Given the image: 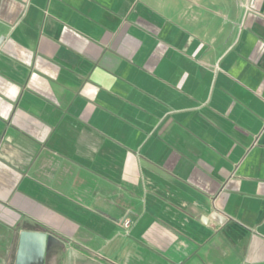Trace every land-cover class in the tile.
<instances>
[{"label": "crops", "instance_id": "1", "mask_svg": "<svg viewBox=\"0 0 264 264\" xmlns=\"http://www.w3.org/2000/svg\"><path fill=\"white\" fill-rule=\"evenodd\" d=\"M24 230L44 264H264V0H0V264Z\"/></svg>", "mask_w": 264, "mask_h": 264}, {"label": "water", "instance_id": "2", "mask_svg": "<svg viewBox=\"0 0 264 264\" xmlns=\"http://www.w3.org/2000/svg\"><path fill=\"white\" fill-rule=\"evenodd\" d=\"M51 241V237L46 232L22 231L15 264H44Z\"/></svg>", "mask_w": 264, "mask_h": 264}, {"label": "built area", "instance_id": "3", "mask_svg": "<svg viewBox=\"0 0 264 264\" xmlns=\"http://www.w3.org/2000/svg\"><path fill=\"white\" fill-rule=\"evenodd\" d=\"M123 225L126 227V228H129V227H131V222L129 221V220H125L124 221V223H123Z\"/></svg>", "mask_w": 264, "mask_h": 264}]
</instances>
